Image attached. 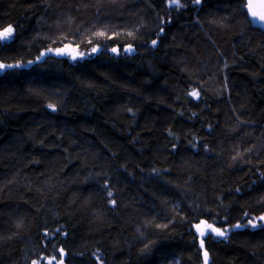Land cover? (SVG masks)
Here are the masks:
<instances>
[{"label": "trees", "instance_id": "obj_1", "mask_svg": "<svg viewBox=\"0 0 264 264\" xmlns=\"http://www.w3.org/2000/svg\"><path fill=\"white\" fill-rule=\"evenodd\" d=\"M180 5L0 0V264H264V32Z\"/></svg>", "mask_w": 264, "mask_h": 264}, {"label": "water", "instance_id": "obj_2", "mask_svg": "<svg viewBox=\"0 0 264 264\" xmlns=\"http://www.w3.org/2000/svg\"><path fill=\"white\" fill-rule=\"evenodd\" d=\"M243 3H244V12L246 13V16H247V19L251 25V27L253 28H256L262 32H264V22L260 21L259 19V16L264 14V0H253L252 2V9L257 13V17L256 18H253L250 14H249V8H248V0H242ZM113 52V51H111ZM44 53V52H42ZM70 53V50L69 49H66V48H62V49H58V50H55L53 51L50 55L52 57H55V58H60V57H63L64 55ZM94 53H98V50L94 51ZM45 55V53H44ZM77 54L76 53H72L70 54V59L72 60L74 57H76ZM43 58V56H41L39 59L36 60V62H40L41 59ZM84 58V57H83ZM30 65V63H28L27 66H25V68H28ZM13 67H7V65H5V68L4 69H0V74L1 73H4L5 71L7 70H10V69H19V68H22L23 66H19V67H16V65H12ZM261 217H264V214L263 215H260L259 217H257L256 219H254L253 223H256L257 221H264V220H261L260 218ZM236 226V225H235ZM233 227V230H240L243 228V226L241 225V227L237 228V227ZM218 229V228H217ZM202 228H199V231H201ZM220 230V229H219ZM213 235L215 237H219L218 235H216L215 232H212ZM200 246H201V242H200ZM204 253H205V250L202 252V256H203V264H205V256H204ZM208 254V253H207ZM207 262H209V258H208V255H207Z\"/></svg>", "mask_w": 264, "mask_h": 264}, {"label": "snow or ice", "instance_id": "obj_3", "mask_svg": "<svg viewBox=\"0 0 264 264\" xmlns=\"http://www.w3.org/2000/svg\"><path fill=\"white\" fill-rule=\"evenodd\" d=\"M252 2H253V0H248L249 14H250L253 18H256V17H257V13L252 9ZM168 3H169L170 6H171V5H176L177 7L181 6V5H180V0H168ZM194 3H200V0H194ZM259 19H260V21L264 22V14L260 15V16H259ZM11 32H12V28H11V27L5 29V31H4L3 33H0V38H4V37H6L7 35H10ZM101 35H102V33H101ZM152 43H153V45H155V44H156V41L154 40V41H152ZM129 50H130V49H129ZM93 51H96V49L94 48ZM112 51L115 53V52H117V49L113 48ZM126 51H128V50H126ZM41 56H44V53H41ZM38 59H39V58H38ZM19 66H20V65H16V67H19ZM7 67L10 68V67H13V66H12V65H7ZM4 68H5V65H0V69H4ZM192 94H193V95H196V93H192ZM50 107H53V106L50 105ZM53 110H55V109L53 108ZM108 195L111 196L112 193L109 191ZM260 219H261V220H264V217H261ZM203 223H204V222L201 221V224H203ZM249 223H252V226H253V227H256V224L253 223L252 221H249ZM235 227L239 228V227H241V225H240V224H237ZM197 228L199 229V225H197ZM211 231H212V232H215L216 235L222 237V236L225 235V233L228 231V229H224L223 231H221V230H219V229H217V228H211ZM200 234H201L202 236L204 235L203 232H201ZM45 235H47V233H45ZM203 246H204V245H203V242H201V247L203 248ZM60 251H61V255H63V249H61ZM207 255H208V254H207V252L205 251V253H204V256H205V264H208V262H207ZM33 264H39V262L34 260V261H33Z\"/></svg>", "mask_w": 264, "mask_h": 264}, {"label": "rangeland", "instance_id": "obj_4", "mask_svg": "<svg viewBox=\"0 0 264 264\" xmlns=\"http://www.w3.org/2000/svg\"><path fill=\"white\" fill-rule=\"evenodd\" d=\"M8 28H9V27H8ZM6 29H7V28H6ZM4 31H5V30H4ZM4 31H3V32H4ZM3 32H2V33H3ZM12 35H13V30H12L11 34H10V35H7L5 38L10 39V38L12 37ZM127 50H128V51H131V49H130V50L127 49ZM125 51H126V49H125ZM128 51H127V52H128ZM113 53H114V52H113ZM115 53H116V52H115ZM66 56H68V55H66ZM192 93H195V91H194V90L191 91L190 94H192Z\"/></svg>", "mask_w": 264, "mask_h": 264}]
</instances>
